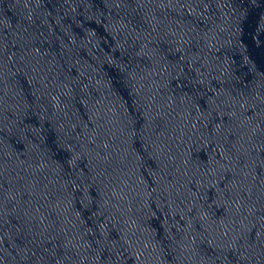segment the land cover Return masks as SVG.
Masks as SVG:
<instances>
[{
    "label": "water",
    "instance_id": "1",
    "mask_svg": "<svg viewBox=\"0 0 264 264\" xmlns=\"http://www.w3.org/2000/svg\"><path fill=\"white\" fill-rule=\"evenodd\" d=\"M0 264H264V0H0Z\"/></svg>",
    "mask_w": 264,
    "mask_h": 264
}]
</instances>
